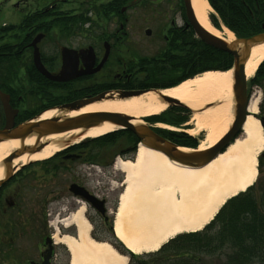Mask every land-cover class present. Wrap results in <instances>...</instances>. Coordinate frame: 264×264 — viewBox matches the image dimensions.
<instances>
[{
	"label": "flooded vegetation",
	"instance_id": "obj_1",
	"mask_svg": "<svg viewBox=\"0 0 264 264\" xmlns=\"http://www.w3.org/2000/svg\"><path fill=\"white\" fill-rule=\"evenodd\" d=\"M257 1L261 16L248 22L264 32V0ZM19 13L22 18L19 30L16 29L20 37L15 42L16 50L0 51V57L18 55L23 73L32 68L38 71L33 62L32 42L36 37L42 61L52 72L62 68L64 50L70 52L79 69H95L107 54L100 69L68 82H54L68 93L70 101L89 99L106 91H137L172 83L194 69L182 65L173 77L158 81H149L146 71L158 54L163 61L169 53L182 58L184 41L193 42L194 57H198L199 37L188 20L184 0H20ZM219 15L227 24L226 18ZM175 41L179 47L176 52L169 50ZM224 53L226 61L218 59L205 67L227 66L234 57L231 52ZM3 62L5 59H0ZM163 65L166 67L167 63ZM2 87L4 84H0ZM245 103L246 114L257 104L256 117L264 137V61L254 75L246 78ZM193 113L186 105L172 103L161 117L145 121L161 137L195 146L200 137L190 136L189 131L196 127ZM160 123L177 129L162 127ZM87 132L83 128L75 135L58 139L61 145L43 160L29 159L16 165L12 176L0 186V264H40L47 255L49 264H58L63 246L54 234L57 230L62 232L59 223L62 227L63 220L83 204L92 234L114 239L116 197L121 189L110 187L109 183L123 185V172H115L116 155L125 157L137 143L128 130L89 138ZM238 135L243 136V131ZM258 161L263 177L264 149ZM80 188L87 193L76 192ZM75 229L71 226L69 231Z\"/></svg>",
	"mask_w": 264,
	"mask_h": 264
},
{
	"label": "bare ground",
	"instance_id": "obj_2",
	"mask_svg": "<svg viewBox=\"0 0 264 264\" xmlns=\"http://www.w3.org/2000/svg\"><path fill=\"white\" fill-rule=\"evenodd\" d=\"M191 1L204 28L227 41L234 40L235 34L230 29L225 27L220 31L211 23L209 14L213 9L208 0ZM188 20L190 22L189 17ZM263 61L264 44L253 47L246 62L247 77L254 75ZM161 92L178 98L197 111L208 103L228 97L223 104L194 114L196 127L189 132L197 135L202 130L206 131L205 140L199 145L201 150L217 143L232 122L231 69L205 71ZM166 107V102L159 99V94L149 90L123 99L93 102L71 111L70 114L116 111L140 120L160 114ZM55 112L56 110H48L42 118H48ZM256 113L257 104L254 103L244 125L243 137H238L224 152L203 166L181 164L162 151L142 144L133 159H119L116 162L125 176L115 213L114 232L128 250L136 254L156 251L179 233L202 229L228 198L245 191L256 181L257 156L264 149L262 127L255 117ZM115 128L116 125L106 122L90 129L86 134L87 137H97ZM79 131L75 129L44 137L43 140L50 143L42 151L31 156L29 153L16 156L13 164L49 157L59 145L55 144L57 139L75 135ZM34 140L35 137L28 138L27 142L33 143ZM18 147L17 139L0 142V177L3 175L2 159ZM180 149L192 150L184 147ZM84 212L85 206H81L63 220L66 231L71 226H76L74 234L58 230L54 234V239L64 244L70 253L68 264H128V257L110 241L91 236V225Z\"/></svg>",
	"mask_w": 264,
	"mask_h": 264
},
{
	"label": "trees",
	"instance_id": "obj_3",
	"mask_svg": "<svg viewBox=\"0 0 264 264\" xmlns=\"http://www.w3.org/2000/svg\"><path fill=\"white\" fill-rule=\"evenodd\" d=\"M210 2L224 19L226 18L225 22L237 35L249 36L259 29L248 21L261 16L256 8L260 1L210 0ZM15 28V25L0 26V51L16 50L13 41L1 42L10 34L15 36L16 33L13 32ZM174 43L169 50L173 49L176 52L179 47L176 41ZM184 43L182 58L169 53L168 56H163L166 57L163 61L162 56L157 55L155 62L148 69L144 66L143 70L147 69L146 76L149 77V81L173 77L175 70L182 65L184 68L190 66L194 69L190 73L180 75L169 84L174 85L202 72L206 64L225 59L223 51L205 44L200 39L198 57H194L193 42ZM0 59H5V62L0 63V68L6 66L9 69L8 75L12 74L18 78L19 87H23L25 91L27 107L19 114V121L31 118L51 104L61 103L70 98L67 92L62 91L57 84L33 68L31 72L23 73L18 55L8 54ZM163 63H167V66L165 67ZM17 93L13 90L14 98L17 97ZM257 185L256 182L246 191L230 198L203 230L180 234L152 254L140 256L131 253L130 264H264V186Z\"/></svg>",
	"mask_w": 264,
	"mask_h": 264
},
{
	"label": "water",
	"instance_id": "obj_4",
	"mask_svg": "<svg viewBox=\"0 0 264 264\" xmlns=\"http://www.w3.org/2000/svg\"><path fill=\"white\" fill-rule=\"evenodd\" d=\"M187 10L188 17L191 24L199 37L207 44L224 51H229L234 55L235 63L233 67V84L232 88L234 93L237 95V100L240 103V97L242 98L243 104L236 110V120L230 130L216 143L214 146L205 150L196 151H184L181 150L179 144L172 142L166 138L158 135L150 126L146 124H134L131 122L130 115L116 112V111H96L82 113L78 115H67L62 117H52L43 120H28L20 124H16V116L18 109L13 108L10 103V95L0 90V100L2 102L4 114H5V125L0 129V142L7 141L9 139H17L20 141L21 146L14 149V152L2 163H5V177L7 178L12 172L11 160L16 156H21L26 152L33 154L39 152L43 144L37 145L39 139L49 134L66 132L77 128H88L96 126L105 122H110L123 128L130 129L138 137L140 143L151 149L159 150L165 153L170 159L177 161L181 164L188 166H203L214 158H216L227 146L231 139H233L236 133L239 131V127L245 121V101H246V76L245 68L246 62L250 56L251 49L257 45L264 44V33H259L247 38H237L234 41L227 42L218 36L214 35L206 28H204L199 22L197 15L192 6L191 0H184ZM38 38L33 41L35 45L34 51V63L38 70L46 77L53 81H68L77 78L81 75L88 74L91 70H98L102 66L103 62L107 58V54L101 61L100 65L95 69L87 66L86 69H79L76 62H73V57L67 50L63 51V65L59 72L52 73L47 69L42 60L39 49L36 46ZM146 90H134V91H121L119 97H129L132 95H139ZM160 100L167 103H181L178 98L170 95L160 93ZM107 98L106 93H100L93 98L85 100H77L74 102L64 103L59 106L60 110L67 112L75 109H79L82 106L93 103L95 101H101ZM242 115V119L237 121V117ZM36 136V143L34 145H26L25 139L28 137ZM184 147V146H183ZM3 180L0 179V185ZM80 194H86L84 188H80ZM89 196V195H88ZM40 264H49V255L45 256V260Z\"/></svg>",
	"mask_w": 264,
	"mask_h": 264
},
{
	"label": "rangeland",
	"instance_id": "obj_5",
	"mask_svg": "<svg viewBox=\"0 0 264 264\" xmlns=\"http://www.w3.org/2000/svg\"><path fill=\"white\" fill-rule=\"evenodd\" d=\"M4 0H0V25H5V24H19V20L22 18V14L19 13V1L20 0H13V2H15L16 4L11 6V1H6L4 3H2ZM78 1H81V0H78ZM22 4V3H20ZM15 6V7H14ZM30 11V10H29ZM212 13V16L215 18L218 19V21H216V23H220L219 26L222 24L221 20H220V16L219 14L216 12V11H213L211 12ZM31 16V15H30ZM214 25V24H213ZM215 26V25H214ZM215 26V28L219 29L220 31H223L224 28L222 26ZM18 30H19V27H18ZM4 68H7L6 66ZM8 69V68H7ZM8 70H0V83L3 82L5 83L9 88H11V90H14L16 92L19 93V106H24V108L26 109V104H27V100L24 98V92L23 91V87H19V79L15 78L14 76H12V74H10V76L8 75ZM26 89V88H25ZM10 92V90H9ZM228 99V97L226 98H222L220 100H217L215 103H208L206 105H204L203 107H201L198 111L197 110H194L192 109V111L194 112L193 114L195 113H199L202 111V109H204L205 107H208V106H212L211 108H214V106L216 107V105H221L223 104L226 100ZM14 103L16 106H18V99L14 98L13 99ZM232 102H233V99H232ZM39 103H37L38 105ZM215 104V105H214ZM194 116V115H193ZM233 116H234V113H233ZM227 117H225L226 119ZM3 119V112H2V108H1V103H0V121ZM141 119H145V117L141 118ZM145 121V120H143ZM159 125H162L166 128H171L173 130H176L177 127L176 126H173V125H170V124H167V123H163V124H159ZM202 133H205L204 135H202ZM194 136H199L200 137V141H199V144L205 140V137H206V131L202 130L200 131L197 135H194ZM66 137V136H64ZM89 138V137H88ZM57 144V143H56ZM11 152V151H10ZM9 152V153H10ZM135 154H136V151L132 152V153H127V155L125 157L123 156H119L118 154L116 155V157H118V160L119 159H131L132 157H135ZM27 162V161H26ZM93 167V166H92ZM264 170V169H263ZM89 171V170H88ZM115 172H122L119 168H116ZM115 179V178H114ZM257 186H264L263 182H264V176H259L257 177ZM110 187H114L115 189H121L120 190V193L118 194V196L116 197V200H117V207H118V204H119V199H120V194L122 193L123 191V187L120 185V184H117L116 182H111L109 183ZM85 206V204H83ZM88 218V217H87ZM89 219V218H88ZM60 225V230L63 231L62 227H61V224L59 223ZM91 225V224H90ZM207 225V224H206ZM205 225V227H206ZM92 229V228H91ZM204 227L201 230H203ZM91 232V231H90ZM199 232V231H198ZM182 233H187V232H182ZM39 236V235H38ZM114 238L117 240V243H118V246H122L125 248V246L122 244V242L114 235ZM63 246V248H61V254L60 256L58 257V264H67L69 259H70V254H69V251L67 249V247L64 245V244H61ZM126 249V248H125ZM152 253H155L154 251L152 252H144L142 254H139V255H142V256H145V255H148V254H152ZM131 260V259H130ZM130 260H129V263H130Z\"/></svg>",
	"mask_w": 264,
	"mask_h": 264
}]
</instances>
